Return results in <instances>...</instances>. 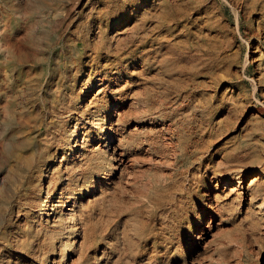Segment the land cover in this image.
Masks as SVG:
<instances>
[{
	"label": "rangeland",
	"instance_id": "obj_1",
	"mask_svg": "<svg viewBox=\"0 0 264 264\" xmlns=\"http://www.w3.org/2000/svg\"><path fill=\"white\" fill-rule=\"evenodd\" d=\"M262 201L264 0H0V264H264Z\"/></svg>",
	"mask_w": 264,
	"mask_h": 264
},
{
	"label": "bare ground",
	"instance_id": "obj_2",
	"mask_svg": "<svg viewBox=\"0 0 264 264\" xmlns=\"http://www.w3.org/2000/svg\"><path fill=\"white\" fill-rule=\"evenodd\" d=\"M198 7V6H197ZM92 126V125H91ZM102 130V132L104 131L103 129H101ZM50 133H49V135L48 136H50V140L52 141V143H54V144H56V146H57V151H59V149L61 150V147H60V143H59V134H58V129H57V124L55 123V124H53V126H52V128H51V131H49ZM88 132V131H87ZM86 133V132H85ZM111 133V132H110ZM75 135H76V133H75ZM112 134H108L107 135V141H109V142H113V138H111L110 139V136H111ZM72 138V137H71ZM85 138V137H84ZM87 138H88V136H87ZM85 140V139H84ZM87 142V141H86ZM87 144V143H86ZM179 146H180V144H179ZM117 147V146H116ZM81 148V147H80ZM73 149H76V150H78V146H77V144H75L74 146H73ZM81 149H83V147L81 148ZM86 149V148H85ZM84 149V150H85ZM120 149V148H119ZM72 151V150H71ZM115 151H116V148H113V152L115 153ZM72 152H74V151H72ZM77 152H79V151H76V153ZM64 155L63 156H61V157H59V163H60V167L59 168H61L62 166H65V164L67 163V158H66V152L64 151ZM81 153V152H80ZM82 155V154H81ZM80 155V156H81ZM84 155V154H83ZM122 155V154H121ZM85 156V155H84ZM57 156L55 155V158H56ZM83 157V156H82ZM54 158V157H53ZM58 159V158H57ZM119 161V160H118ZM122 162V161H121ZM52 165H53V163H52ZM53 168V167H52ZM59 168H58V170L57 169H55V170H53V172H52V174H54V173H57V174H59V175H61L62 173H61V171L59 170ZM54 169V168H53ZM70 170V169H69ZM38 172H39V170H38ZM49 172V171H48ZM61 173V174H60ZM70 173V172H69ZM68 173V170L67 171H64V174H66V181L68 182L66 185H64V187H63V189L61 190V192H60V195H59V197L56 199V203L57 204H55V205H52V207L50 206L49 207V204L48 205H46V212L47 211H49L50 210V212H52L53 211V208H57V207H59L60 208V211H59V213H60V215L62 214V216H64V218H73L74 219V216H75V214L77 213V209H78V206H76V201H74V203H73V201H71V198H72V196H74V194L72 193V188L73 187H71V185H72V182H71V178H70V174ZM43 173L42 172H40V175H42ZM45 175V174H44ZM261 175V174H260ZM53 181V180H52ZM74 189V188H73ZM248 192H250V189L248 190ZM242 193V192H241ZM253 194L254 193H252V191H251V197L253 198ZM55 196H56V194H50L48 197L50 198V199H55ZM239 197H240V195H238ZM27 200V199H26ZM26 200H24V202L22 201V204H27L28 203V200L26 201ZM74 200V199H73ZM47 203H50V202H47ZM74 204V205H73ZM74 206V207H73ZM77 208V209H76ZM28 209V208H27ZM55 210V209H54ZM258 210H260V212L261 211H264V203H263V201L261 202V203H259V206H258ZM32 211V210H31ZM45 212V213H46ZM58 212H55L54 213V219H53V221L51 222L52 224H50V226L51 225H54L55 223H56V221L58 220V217H56V214H57ZM39 214H41L40 212H39ZM41 215H44V213H42ZM80 215V214H79ZM38 217V216H37ZM41 217V216H40ZM37 219V218H36ZM50 219V218H49ZM47 220L46 222H50V220ZM24 220V219H23ZM23 223V222H22ZM41 225H43V224H41ZM36 226H37V224H36ZM81 227L83 226L84 227V233H83V235H82V238H81V240H80V242H78V249H77V251H78V261H77V263L76 264H88V261H89V253H91V248H93V247H95V243L93 242V240H91V238L93 237V236H95V231H94V228L90 225V224H85V225H80ZM58 227V226H57ZM77 227V226H76ZM82 227V228H83ZM81 228V229H82ZM48 229V228H47ZM35 230V229H34ZM32 232H34V231H32ZM82 232V231H81ZM81 232H78L77 234L79 235V233H81ZM53 233V232H52ZM42 235V234H41ZM41 238H42V236H41ZM67 239V238H66ZM40 244V243H39ZM56 253H57V251H56ZM58 255V254H57ZM54 263V262H53ZM75 263V262H74Z\"/></svg>",
	"mask_w": 264,
	"mask_h": 264
}]
</instances>
